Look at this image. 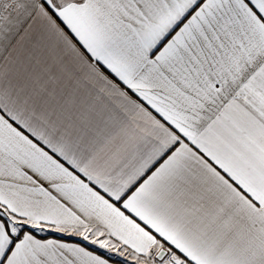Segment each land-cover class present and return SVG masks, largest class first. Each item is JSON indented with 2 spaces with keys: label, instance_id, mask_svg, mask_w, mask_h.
Wrapping results in <instances>:
<instances>
[{
  "label": "snow or ice",
  "instance_id": "obj_1",
  "mask_svg": "<svg viewBox=\"0 0 264 264\" xmlns=\"http://www.w3.org/2000/svg\"><path fill=\"white\" fill-rule=\"evenodd\" d=\"M0 264H264V0H0Z\"/></svg>",
  "mask_w": 264,
  "mask_h": 264
}]
</instances>
